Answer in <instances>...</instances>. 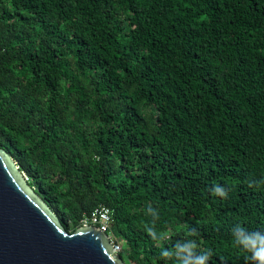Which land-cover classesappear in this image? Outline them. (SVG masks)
<instances>
[{
	"label": "trees",
	"instance_id": "16d2710c",
	"mask_svg": "<svg viewBox=\"0 0 264 264\" xmlns=\"http://www.w3.org/2000/svg\"><path fill=\"white\" fill-rule=\"evenodd\" d=\"M0 148L69 233L109 208L124 264H250L264 0H0Z\"/></svg>",
	"mask_w": 264,
	"mask_h": 264
},
{
	"label": "water",
	"instance_id": "95a60500",
	"mask_svg": "<svg viewBox=\"0 0 264 264\" xmlns=\"http://www.w3.org/2000/svg\"><path fill=\"white\" fill-rule=\"evenodd\" d=\"M0 264H124L93 226L66 231L0 148Z\"/></svg>",
	"mask_w": 264,
	"mask_h": 264
},
{
	"label": "clouds",
	"instance_id": "9594fccd",
	"mask_svg": "<svg viewBox=\"0 0 264 264\" xmlns=\"http://www.w3.org/2000/svg\"><path fill=\"white\" fill-rule=\"evenodd\" d=\"M215 194L226 196L224 188L217 185L214 187ZM152 234V230L149 229ZM233 242L239 248L245 250L249 256L247 259L250 264H264V231L249 232L247 229L237 225L232 230ZM196 242L193 240L176 245L174 255L178 258V264H208L212 255L210 250L197 252ZM164 256L173 255V253L162 252Z\"/></svg>",
	"mask_w": 264,
	"mask_h": 264
},
{
	"label": "built area",
	"instance_id": "2783aa9c",
	"mask_svg": "<svg viewBox=\"0 0 264 264\" xmlns=\"http://www.w3.org/2000/svg\"><path fill=\"white\" fill-rule=\"evenodd\" d=\"M111 221V211L105 206L96 207L89 215L83 216L79 221V227L93 226L105 233L116 254L121 251V244L114 240L109 230V222Z\"/></svg>",
	"mask_w": 264,
	"mask_h": 264
},
{
	"label": "rangeland",
	"instance_id": "374dc122",
	"mask_svg": "<svg viewBox=\"0 0 264 264\" xmlns=\"http://www.w3.org/2000/svg\"><path fill=\"white\" fill-rule=\"evenodd\" d=\"M111 235H112V234H111ZM125 263H127L126 260H125Z\"/></svg>",
	"mask_w": 264,
	"mask_h": 264
}]
</instances>
